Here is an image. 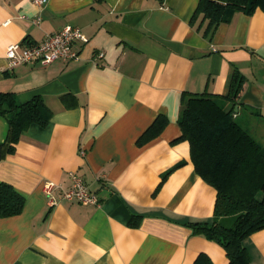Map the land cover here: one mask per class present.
<instances>
[{"label":"crops","instance_id":"crops-1","mask_svg":"<svg viewBox=\"0 0 264 264\" xmlns=\"http://www.w3.org/2000/svg\"><path fill=\"white\" fill-rule=\"evenodd\" d=\"M197 4L0 0V92L19 102L41 96L52 112L46 125L30 124L12 152L0 147V183L25 200L19 214L0 217V264H191L199 252L228 264L219 243L188 225L212 220L216 190L195 171L178 118L184 93L224 101L239 71L245 81L234 116L263 136L264 11L235 12L208 37L207 21L192 20ZM66 25L88 37L77 61L8 68L9 44L39 42ZM158 115L164 128L138 144ZM6 132L0 115V143ZM71 172L99 204L60 198ZM45 180L59 185L54 204ZM243 243L250 263L264 264V228Z\"/></svg>","mask_w":264,"mask_h":264},{"label":"trees","instance_id":"trees-1","mask_svg":"<svg viewBox=\"0 0 264 264\" xmlns=\"http://www.w3.org/2000/svg\"><path fill=\"white\" fill-rule=\"evenodd\" d=\"M257 8L264 11V0H198L192 20L201 15L207 21L204 34L211 37L216 27L235 12L251 14ZM244 81L245 77L235 71L224 101L221 96L206 92L184 93L178 118L180 137L189 142L195 171L216 190L212 220L188 222V225L194 232L219 243L228 264H251L244 239L264 228V144L234 116ZM51 114L41 96L19 102L12 92H0V115L7 122L5 140L0 147L5 153L12 152L30 124L44 126ZM166 123L167 118L158 115L137 143L143 144L157 136ZM24 202V197L10 184L0 183V217L19 214ZM221 217H233V221L226 225ZM191 264L215 263L207 253L199 252Z\"/></svg>","mask_w":264,"mask_h":264},{"label":"built area","instance_id":"built-area-1","mask_svg":"<svg viewBox=\"0 0 264 264\" xmlns=\"http://www.w3.org/2000/svg\"><path fill=\"white\" fill-rule=\"evenodd\" d=\"M46 0H32V2L41 6ZM39 17L33 19L34 23H38ZM88 41V37L82 32L81 28L72 25H66L61 30L46 33L44 39L39 42L23 44L15 42L9 44L5 50L8 68H12L16 64L39 62L47 65L54 60H73L79 59V43L84 44ZM98 57H102L103 53L99 52ZM71 186L62 190L60 198L67 201H76L82 204H99V198L93 192L84 180L77 174L71 172ZM59 185L52 180H45L42 185L44 193L48 196V202L54 204L56 198L52 195L54 188Z\"/></svg>","mask_w":264,"mask_h":264},{"label":"rangeland","instance_id":"rangeland-1","mask_svg":"<svg viewBox=\"0 0 264 264\" xmlns=\"http://www.w3.org/2000/svg\"><path fill=\"white\" fill-rule=\"evenodd\" d=\"M250 131H252V130H250ZM253 135H255L257 138H258V140L260 141V142H263L264 140V138H262V137H264V134H263V136L261 137V135L262 134H257V133H255V132H251ZM231 218V217H230ZM233 219V217L231 218V219H227V220H225V221H223V223L224 224H226V225H230V223L233 221L232 220Z\"/></svg>","mask_w":264,"mask_h":264},{"label":"water","instance_id":"water-1","mask_svg":"<svg viewBox=\"0 0 264 264\" xmlns=\"http://www.w3.org/2000/svg\"><path fill=\"white\" fill-rule=\"evenodd\" d=\"M237 107V106H236Z\"/></svg>","mask_w":264,"mask_h":264}]
</instances>
